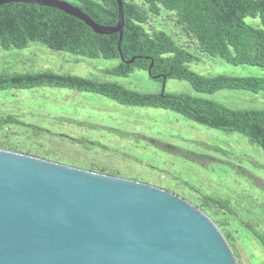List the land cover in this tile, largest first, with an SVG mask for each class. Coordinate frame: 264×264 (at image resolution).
Segmentation results:
<instances>
[{
    "label": "rangeland",
    "instance_id": "rangeland-1",
    "mask_svg": "<svg viewBox=\"0 0 264 264\" xmlns=\"http://www.w3.org/2000/svg\"><path fill=\"white\" fill-rule=\"evenodd\" d=\"M244 19L262 27L259 17ZM174 20L173 14L162 10L160 15H149L147 26L150 30H164L195 53L199 60L189 63L192 70L204 75L264 76L262 67L234 65L202 53L195 38ZM118 61L52 50L36 41L22 49L0 47V72L53 70L116 81L144 92H187L233 108H264V90L253 93L220 89L209 94L196 91L184 79L167 78L163 86L162 81L151 78L143 69H135L127 76L101 71ZM0 109L22 122L0 129V145L5 147L87 169L103 168L110 174L166 188L195 205L201 195L190 184L200 193L228 200L230 211H211L209 217L218 221L215 224L220 231L230 234L238 264H264V246L248 229L264 233V151L251 145L243 134L207 127L169 109L122 105L95 92L61 86L1 90ZM96 124L138 135L121 137L114 131L94 127ZM67 136L99 140L108 149L82 145ZM197 140L210 147L197 145Z\"/></svg>",
    "mask_w": 264,
    "mask_h": 264
},
{
    "label": "trees",
    "instance_id": "trees-1",
    "mask_svg": "<svg viewBox=\"0 0 264 264\" xmlns=\"http://www.w3.org/2000/svg\"><path fill=\"white\" fill-rule=\"evenodd\" d=\"M66 1L98 24H116L118 7L115 0ZM122 4L124 24L119 42L120 52L118 33L98 34L83 21L54 7L23 2L0 5V47L5 50L13 47L22 49L36 41L52 50L86 58H115L119 60L117 64L101 71L115 76H127L135 69L149 70L151 78L162 82L167 78L184 79L196 91L209 94L220 89H244L253 93L264 90V76L221 73L204 75L192 70L189 63L199 60L195 53L177 43L164 30H150L147 26L150 14L157 16L162 14V10L167 11L175 16V23L184 32L195 38L202 53L234 65L248 64L264 68V0H122ZM247 16L259 17L262 27L247 23L244 19ZM131 58L133 60L127 62ZM155 75L159 77H153ZM162 76H165V80ZM43 85L95 92L122 105L169 109L210 128L227 133L239 132L251 145H257L264 151V108H233L214 99L187 92H168L164 89L160 92H144L125 87L116 81L53 70L0 72V91ZM21 123L16 116L2 113L0 129L9 124ZM94 127L114 131L121 137L138 135L102 124ZM67 137L82 145L108 149L99 140ZM194 143L210 147L202 141ZM0 147L16 150L3 145ZM213 149L222 150L219 146H213ZM90 170L110 174L103 168L94 169L90 166ZM189 187L201 195L196 205L208 216L211 211H230L228 200L200 193L191 184ZM248 229L264 246V233L252 227ZM222 235L237 256L230 234L222 232Z\"/></svg>",
    "mask_w": 264,
    "mask_h": 264
},
{
    "label": "water",
    "instance_id": "water-1",
    "mask_svg": "<svg viewBox=\"0 0 264 264\" xmlns=\"http://www.w3.org/2000/svg\"><path fill=\"white\" fill-rule=\"evenodd\" d=\"M115 1L113 26L96 23L66 0L0 5L54 7L95 33H118L120 52L123 4ZM0 264L238 262L214 221L166 188L0 147Z\"/></svg>",
    "mask_w": 264,
    "mask_h": 264
},
{
    "label": "built area",
    "instance_id": "built-area-1",
    "mask_svg": "<svg viewBox=\"0 0 264 264\" xmlns=\"http://www.w3.org/2000/svg\"><path fill=\"white\" fill-rule=\"evenodd\" d=\"M1 116H2V112H1V110H0V118H1Z\"/></svg>",
    "mask_w": 264,
    "mask_h": 264
},
{
    "label": "flooded vegetation",
    "instance_id": "flooded-vegetation-1",
    "mask_svg": "<svg viewBox=\"0 0 264 264\" xmlns=\"http://www.w3.org/2000/svg\"><path fill=\"white\" fill-rule=\"evenodd\" d=\"M76 166V165H75Z\"/></svg>",
    "mask_w": 264,
    "mask_h": 264
}]
</instances>
